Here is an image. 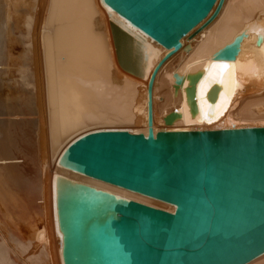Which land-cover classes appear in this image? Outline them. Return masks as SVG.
<instances>
[{
  "label": "water",
  "instance_id": "1",
  "mask_svg": "<svg viewBox=\"0 0 264 264\" xmlns=\"http://www.w3.org/2000/svg\"><path fill=\"white\" fill-rule=\"evenodd\" d=\"M166 50L147 84V133L86 134L59 156L62 168L175 208L167 212L59 180L56 216L63 264H248L264 255V126L154 132L157 74L218 16L224 0H99ZM119 68L143 78V44L110 22ZM138 34V35H139ZM140 36V37H141ZM236 50L222 55L234 61ZM263 34L256 36V46ZM166 125L172 116L164 119Z\"/></svg>",
  "mask_w": 264,
  "mask_h": 264
},
{
  "label": "bare ground",
  "instance_id": "2",
  "mask_svg": "<svg viewBox=\"0 0 264 264\" xmlns=\"http://www.w3.org/2000/svg\"><path fill=\"white\" fill-rule=\"evenodd\" d=\"M20 1L26 8L24 22L30 30L21 34L28 50L18 70L24 82H42L45 118L37 117L35 123L41 126L43 122L47 136L46 143L43 138L38 159L37 182L26 180L24 186L19 187L27 191V195L24 192L30 202L35 199L36 203H41L37 209L39 212L35 210L41 224L39 227L30 223V216L26 213L22 217L14 216L12 209L22 208L24 204L15 199L16 202L12 201L14 195L9 193L3 181L5 177L16 184L19 179L15 176L16 165L10 147L0 145V201L6 209L4 211L3 207L1 214L10 225L0 222V264H63L62 236L56 216L59 180L84 184L167 212L175 210L163 202L62 168L58 163L60 154L70 144L91 132L126 130L133 134L147 133L148 79L167 51L142 37L102 6L99 0ZM10 3L11 0H5L7 7ZM35 21L37 30L30 26ZM110 22L143 44L147 56L143 78H136L119 68ZM240 33L245 36L236 59L219 60L220 56L235 52ZM258 33L263 34L260 46L255 44ZM182 44H190L191 50L175 54L164 64L155 80L154 132L263 127L264 0H224L216 19L192 39L184 38ZM36 48L40 65H33L38 67L39 74L34 66H28L32 60L30 54ZM222 74L231 75L230 82L221 78ZM241 103L243 106L238 110ZM168 115L172 116L170 125L164 121ZM3 172L4 176L1 175ZM32 208L35 207L32 205ZM15 221L29 226L28 237L22 239L21 226L11 228ZM248 264H264V255Z\"/></svg>",
  "mask_w": 264,
  "mask_h": 264
},
{
  "label": "rangeland",
  "instance_id": "3",
  "mask_svg": "<svg viewBox=\"0 0 264 264\" xmlns=\"http://www.w3.org/2000/svg\"><path fill=\"white\" fill-rule=\"evenodd\" d=\"M248 1L249 0H246V2ZM22 4L23 2L20 0H11L10 6L7 7L5 0H0V35L3 36L0 38V145H7L10 147L11 156L13 157V162L16 165L15 176L22 181L20 183V181L17 180L19 183L17 182L18 184H15L3 177L7 190L10 191L9 193L11 195L15 196H13V200H11H16L19 201L18 203L21 202L24 204V206L23 204L21 205L23 206L22 208L20 206H18V208H11L12 211H14V216L22 217L24 213L27 215L29 214L28 217L30 216V223H36L40 227L41 223L38 221L36 214L39 212L38 210L41 207V203H36L35 199H32V202H30L31 200L29 199V201L26 196L27 191L24 190L26 192L25 195V192L23 191L24 187H19V185L25 184L26 182L24 181L26 180L33 183L37 182L39 176L38 159L42 153L43 138L46 143L47 136V131L45 130L43 122L41 123V126L35 123L37 117H39V119L40 116L41 118H45L44 97L40 87L42 82H24L20 79V70H18V68H21L23 65V56L28 50V46L24 44L21 34L28 33L30 30L27 23L24 22L26 19V8L23 7ZM40 9H42V6ZM36 21L38 20L36 19ZM36 21L35 23L30 24L31 27H34V30H37ZM35 51L30 54V57L32 56V60L28 62V66H34L36 74H39V52L37 51V48ZM33 63L36 65L38 64V67L33 65ZM222 75L223 76H220L221 78L227 79V82H230L231 75ZM36 79L38 80V76H36ZM31 87L33 89H31ZM24 88H27V90ZM5 106L8 107V109ZM242 106L243 105L241 103L238 110H241ZM35 109L38 116H35ZM39 113H42L43 116L41 114L39 115ZM36 125H38L39 128H37ZM192 126L197 127L198 125L192 124ZM3 174L4 172L1 173L2 176H4ZM32 205L36 209H33ZM3 207L4 206L0 201V214L3 212ZM3 210H6L5 207ZM7 221L1 214L0 222H3L4 225L7 223L6 225L10 227L8 224L9 221ZM22 223V221H19L18 224V222L15 221V224H13L14 226L11 224V228H15V225L21 226L20 228L18 226L19 230L22 231V234L20 235L22 239H25L29 233V226Z\"/></svg>",
  "mask_w": 264,
  "mask_h": 264
},
{
  "label": "crops",
  "instance_id": "4",
  "mask_svg": "<svg viewBox=\"0 0 264 264\" xmlns=\"http://www.w3.org/2000/svg\"><path fill=\"white\" fill-rule=\"evenodd\" d=\"M17 118H19V117H17Z\"/></svg>",
  "mask_w": 264,
  "mask_h": 264
}]
</instances>
